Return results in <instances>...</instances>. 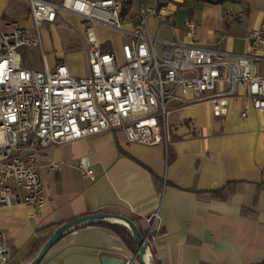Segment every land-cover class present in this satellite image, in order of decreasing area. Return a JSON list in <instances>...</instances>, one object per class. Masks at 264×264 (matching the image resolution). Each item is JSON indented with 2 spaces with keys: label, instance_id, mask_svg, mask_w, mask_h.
<instances>
[{
  "label": "crops",
  "instance_id": "0c3cea01",
  "mask_svg": "<svg viewBox=\"0 0 264 264\" xmlns=\"http://www.w3.org/2000/svg\"><path fill=\"white\" fill-rule=\"evenodd\" d=\"M159 3L168 5L175 28L174 34L164 28L167 37L161 39L188 41L183 20L189 18L197 26L201 45L233 54L248 52L250 34L264 23L262 0ZM193 7L205 12L200 22L195 21L198 13ZM180 10L185 17L178 19ZM228 12L242 13L243 18L238 21ZM3 13L0 0V18ZM82 28L77 17L59 15L45 25L40 46L20 50L22 65L42 71L44 63L50 69L64 64L72 76H84ZM96 31L112 50L103 30ZM43 38H75L84 55L82 65L65 62L64 54L49 59ZM257 55L262 59L252 64V71L264 73V48ZM174 107L167 118L166 151L128 143L119 130L44 148L38 172L45 205L33 217L25 206L0 209L8 264L30 262L47 227L96 212L131 218L147 236L151 264H264V112L253 109L243 88L236 90L223 117L213 115L209 102ZM81 166L93 171V179L83 176ZM227 185L235 191L226 198L211 195ZM156 210L159 220L149 225L146 218ZM135 254L112 229L87 224L67 232L39 264H102L103 255L127 260Z\"/></svg>",
  "mask_w": 264,
  "mask_h": 264
},
{
  "label": "built area",
  "instance_id": "2783aa9c",
  "mask_svg": "<svg viewBox=\"0 0 264 264\" xmlns=\"http://www.w3.org/2000/svg\"><path fill=\"white\" fill-rule=\"evenodd\" d=\"M24 1L32 30L15 22L0 25V209L25 206L33 217L45 205L38 171L48 146L119 130L128 143L166 151L167 118L175 105L209 102L213 115L223 117L240 88L253 109L264 112V73L252 71L262 59L257 52L264 48V23L250 34L249 51L233 54L201 45L189 18L183 20L188 41L161 39L164 28L172 34L175 28L173 13L158 0ZM62 14L77 17L83 26L87 72L82 77L72 76L64 64L50 69L44 63L42 71L22 65L20 50L40 46V28ZM96 26L125 36L121 63L112 50L102 49ZM81 172L93 179L88 166ZM158 220V210L146 218L149 225ZM135 262L132 256L124 264ZM0 264H8L1 236Z\"/></svg>",
  "mask_w": 264,
  "mask_h": 264
},
{
  "label": "rangeland",
  "instance_id": "374dc122",
  "mask_svg": "<svg viewBox=\"0 0 264 264\" xmlns=\"http://www.w3.org/2000/svg\"><path fill=\"white\" fill-rule=\"evenodd\" d=\"M144 1L145 3H151L153 0H144ZM158 1L161 2L165 0H158ZM204 1H207V0H204ZM1 2H3L4 4V12H5L2 14L1 16L2 18H0L1 26H3L5 22H12V21H16L18 23H31L32 25L31 16H30V8H29L28 2L24 0H1ZM193 11L194 13H198V17H196L195 18L196 20L195 19L194 20L200 22L202 19V14H204L205 12L203 13L199 12L197 10V7H193ZM178 16H179L178 19H180L182 16H184V12L180 10ZM45 25L42 28H40L41 35L43 33ZM32 27L29 29L32 30ZM96 28L102 29L103 34L107 35L106 41L111 45V49L116 55L118 62L121 63L120 47L122 43L126 41L125 36L118 31H114V30H111L105 27L96 26ZM165 37H167V34L165 33V31H162L160 33V38H165ZM43 39L44 41H46V44H47V46L44 44V51L49 59L53 55H63L64 54L65 62H69L70 65H73V64L76 66L82 65L84 55H83V52L79 51L78 48L76 47L75 38H43ZM69 42L71 43V45L74 46V48H71V47L68 48Z\"/></svg>",
  "mask_w": 264,
  "mask_h": 264
},
{
  "label": "water",
  "instance_id": "95a60500",
  "mask_svg": "<svg viewBox=\"0 0 264 264\" xmlns=\"http://www.w3.org/2000/svg\"><path fill=\"white\" fill-rule=\"evenodd\" d=\"M96 222H108L121 225L129 230L136 245L135 258L139 264H151L149 262V249L146 236L142 233L137 224L129 217L122 214L96 212L76 218L70 222L57 227L50 237L46 240L37 255L27 264H39L44 258L47 251L57 243L67 232L77 227L92 224ZM102 264H124L125 260L103 255L101 257Z\"/></svg>",
  "mask_w": 264,
  "mask_h": 264
},
{
  "label": "trees",
  "instance_id": "16d2710c",
  "mask_svg": "<svg viewBox=\"0 0 264 264\" xmlns=\"http://www.w3.org/2000/svg\"><path fill=\"white\" fill-rule=\"evenodd\" d=\"M170 3H175L176 0H167ZM102 49L103 50H107V46L102 44ZM235 191V188L231 187L230 185L225 186L224 188H222L219 191L213 192L211 195L215 196L219 199H224L226 198L228 195H230L232 192ZM93 225H102L105 227H108L110 229H112L113 231H115L120 237L121 239L125 242V244L127 245V247L132 250V251H136V245L135 242L133 240V237L131 235V233L129 232L128 229H126L123 226L120 225H116V224H109L106 222H96V223H92ZM57 228L56 225H51L49 227H47L46 229L49 230L48 234L43 237L39 243V245L37 246V248L35 249V251L33 252V256H36L37 253L39 252V250L41 249V247L44 245V243L46 242V240L49 238V236L53 233V231Z\"/></svg>",
  "mask_w": 264,
  "mask_h": 264
}]
</instances>
